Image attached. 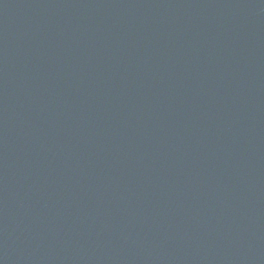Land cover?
I'll return each mask as SVG.
<instances>
[{
  "label": "water",
  "instance_id": "water-1",
  "mask_svg": "<svg viewBox=\"0 0 264 264\" xmlns=\"http://www.w3.org/2000/svg\"><path fill=\"white\" fill-rule=\"evenodd\" d=\"M0 264H264V0H0Z\"/></svg>",
  "mask_w": 264,
  "mask_h": 264
}]
</instances>
